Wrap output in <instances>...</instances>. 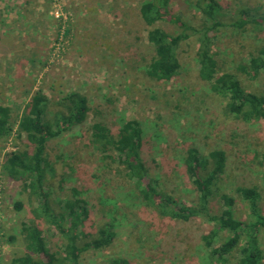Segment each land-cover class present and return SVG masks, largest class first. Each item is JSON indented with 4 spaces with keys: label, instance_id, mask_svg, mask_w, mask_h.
Here are the masks:
<instances>
[{
    "label": "rangeland",
    "instance_id": "374dc122",
    "mask_svg": "<svg viewBox=\"0 0 264 264\" xmlns=\"http://www.w3.org/2000/svg\"><path fill=\"white\" fill-rule=\"evenodd\" d=\"M144 1L0 0V105L10 109L13 127L0 140V264L26 254L22 223L35 222L51 251H62L64 244L53 226L33 219L37 201L3 169L9 154L26 149L16 124L38 90L47 97L48 117L61 111L57 101L71 92L85 96L89 108L81 125L49 140L45 149V185L54 212L61 211L76 189L87 213L85 234L78 241L96 237L100 228L113 234L108 246L82 253L77 264H110L113 258L127 264H238L246 241L239 232L238 245L219 259L211 256L202 236L216 231L211 247L217 248L233 235L228 229L217 230L205 215L186 222L146 205L123 167L103 158L91 143L90 126L96 121L112 133L125 121H137L148 171L144 182H154L160 193L185 207L198 200L183 164L186 151L194 148L205 157L222 150L225 169L212 188L208 213L219 216L226 209L225 196L234 219L254 222L248 202L236 191L254 187L264 217V119L246 123L224 113L225 100L198 76L196 34L180 43V67L171 80L149 78L145 70L153 49L139 16ZM215 1L221 26L211 31L210 48L219 73H231L246 92L264 95V72L251 78L236 70L264 48V22L247 21L242 29L232 26L242 8H249L252 17L264 16V0ZM168 9L167 18L158 23L167 33L177 34L180 22L201 26L197 0H170ZM258 242L264 264V226L258 230Z\"/></svg>",
    "mask_w": 264,
    "mask_h": 264
},
{
    "label": "trees",
    "instance_id": "16d2710c",
    "mask_svg": "<svg viewBox=\"0 0 264 264\" xmlns=\"http://www.w3.org/2000/svg\"><path fill=\"white\" fill-rule=\"evenodd\" d=\"M170 0H145L139 7V16L146 32V41L153 49V57L146 67V75L156 81L167 82L178 72L180 64L177 50L180 43L190 33L197 35L196 51L197 73L199 78L209 85L212 93L224 100L223 111L243 122L250 123L264 119V95L246 92L236 76L228 72L219 73L218 63L211 51V31L221 26L216 18L218 5L215 0H197L201 10L202 23L199 28L178 24L179 32L169 34L158 26L168 15ZM249 8L239 9L240 18L232 23L242 29L246 22L257 20L264 22V16L252 17ZM236 70L247 77H255L264 72V48H259L255 55H250L245 63L239 64ZM61 111L47 116V97L36 91L25 105L16 124L17 135H23L26 149L15 150L8 155L3 165L4 172L12 180L21 184L22 191L34 198L38 205L32 210L33 219L43 220L53 226L62 237V251L53 252L46 245L41 229L34 223H22L21 232L24 238L26 254L11 259L10 264H77L82 253L93 249L101 250L110 244L112 233L107 228L97 230L96 237L86 242L78 239L83 233L86 209L80 206V194L71 190V198L63 201L59 213L54 212L49 204L50 189L45 185L46 143L81 125L89 108L85 96L71 92L57 101ZM10 109L0 105V140L7 138L12 131ZM90 141L103 158L110 159L123 167L124 176L133 183L141 194L146 205L155 208L162 216L189 221L205 215L216 229H228L233 235L217 248H212V239L216 231L203 235L205 246L210 248L211 256L222 259L238 245V233L242 232L246 241L239 249L238 264H260L263 251L258 242V230L264 226V217L260 214L257 200L258 193L254 187H237L236 191L248 202L250 213L255 221L246 223L234 219L229 208L230 202L223 197L226 209L219 216L210 215L207 204L213 193V186L224 173L226 157L222 150H212L207 156L200 157L194 148H189L183 159L186 175L198 193L197 204L191 207L178 205L171 197L160 193L154 182L144 180L148 171L141 158L142 130L135 120L125 121L117 133H112L105 124L96 121L90 126ZM203 172V173H201ZM15 207L20 208L17 202ZM43 256L42 259L39 257ZM110 264H127L121 258H113Z\"/></svg>",
    "mask_w": 264,
    "mask_h": 264
}]
</instances>
